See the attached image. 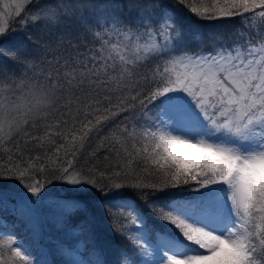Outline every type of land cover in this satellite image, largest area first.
<instances>
[{
  "label": "snow or ice",
  "instance_id": "obj_1",
  "mask_svg": "<svg viewBox=\"0 0 264 264\" xmlns=\"http://www.w3.org/2000/svg\"><path fill=\"white\" fill-rule=\"evenodd\" d=\"M28 4L38 7L21 17ZM95 7L94 0H0V55L9 53L3 45L16 17L21 27L52 30L76 16L93 38L75 62L60 51L63 37L55 46L37 44L24 63L32 75L19 80L0 65V155L7 156L0 212L15 218L13 228L23 224L31 241L4 243L0 235V264H264V0H109L102 10L127 7L134 15L84 16ZM235 16L257 40L193 49L203 38L185 23ZM111 84L120 92L115 105ZM86 85H107L109 94L75 111L71 100L59 105L57 92ZM53 110L59 118L45 123L43 136L27 131ZM120 112L130 113L129 123L98 146L108 153L101 168L86 145ZM29 143L43 154L25 157ZM122 219L131 227H117ZM105 223L116 242L104 236ZM0 226H7L2 218ZM52 228L56 239L44 236Z\"/></svg>",
  "mask_w": 264,
  "mask_h": 264
},
{
  "label": "trees",
  "instance_id": "obj_2",
  "mask_svg": "<svg viewBox=\"0 0 264 264\" xmlns=\"http://www.w3.org/2000/svg\"><path fill=\"white\" fill-rule=\"evenodd\" d=\"M96 7L92 10L84 9V16L91 18L97 14H100L102 11L104 13H114L117 15L125 16V15H134V13H129L127 7L122 9L120 8H113L107 7L105 9H101L100 5L107 4L109 0H94ZM116 4H126V0H113ZM163 2L171 4V0H163ZM56 0H40V5L48 6L54 5ZM38 5L28 4L26 6L25 12L21 14V17L28 15V13L35 11ZM187 10L183 9L182 7L177 9L178 17H182ZM21 17H16L11 25L10 31V39L4 42V47L9 49V53L7 56L0 55V65H7L8 68L11 70V73H14V79H22L25 76H31L32 72L29 68L24 66L25 57L28 56L30 58V54L36 51L37 44L41 49L47 47L48 45L55 46L57 43L60 42L61 37H63V43L61 45V53L64 57H69L70 62H75L82 59L80 54L87 55V49L93 46V38L90 33H88L85 28L86 26L77 19L76 16L69 15L65 17L62 23L52 30L46 29L42 24H34L28 23L24 27L20 25ZM185 30L191 32L192 30H198L202 36V41H193L192 47L193 49L202 48L205 51H209L213 48L218 47H230L233 45L238 38H249L252 40L258 39V34L256 31L249 29L247 23L242 20L240 16H235L232 18L226 19H216L211 21H196L194 23H185L184 25ZM31 36L32 39L28 40V37ZM23 46L21 47V42ZM99 47L98 44L95 45ZM39 54V53H38ZM9 56L13 57L9 59ZM49 60L52 59L51 55L47 57ZM141 73H148L149 69L144 68L140 70ZM101 79L103 80L104 77L101 75ZM136 79H140L139 76ZM141 84H143V80L140 79ZM105 86H98L97 88L88 89L87 85L84 88H80L77 86L74 91L65 90L63 93L57 92L58 97H63L59 99V105H64L69 100L72 101L73 111H75L77 105L86 99L91 100V102H95L96 99L103 100L104 95L109 94L105 91ZM111 99L113 105L117 102V97L120 96V92L116 90V85L111 84ZM134 94V93H133ZM130 113L127 112H120L113 120L110 122L111 126L106 128L103 132L101 139L96 140L92 145H86L87 151L91 153L92 151L96 150V158L91 161V163L98 164L101 168H106L108 166V162L104 161V156L108 155L107 151L104 148H98L102 141L106 142L107 140L113 137L114 133H118L120 127H122L125 123H129V121L125 120V117H129ZM59 118V115L56 110H53L50 115V119L45 122H41L34 128H28L27 131L30 132L32 135L43 136L44 134V125L45 123H53L56 119ZM131 123H135L134 120ZM18 142L20 143L21 148H24V141H23V132L21 133V137L18 138ZM11 146V145H9ZM30 150H25L24 155L25 157L31 155H42V150L34 149L31 143L27 146ZM51 154V153H49ZM113 157L115 153L112 154ZM88 160V157L85 156L80 160L81 166H84L85 161ZM0 162H7V156L0 155ZM46 162V161H45ZM9 183H16L15 181H10ZM59 182H55L54 185L49 186L52 191L58 192L59 190ZM48 190V189H46ZM186 195V194H185ZM144 213L146 216L150 218V220H154L155 218L151 216V213L148 211L146 207L143 208ZM0 218H5L7 220L6 227L0 226L2 229L9 230V232H14L15 235L8 237L7 235H2L3 240L2 242L7 243L10 239H19L22 238L26 242H31L29 240V235L26 232L24 225L17 223L16 227L13 228V222L15 218L11 215H8L4 212H0ZM78 219L77 217L73 218V222ZM3 222V220H2ZM4 223V222H3ZM157 227H164L165 231L169 230L171 226L162 225L161 222H155ZM123 224V219L120 220L116 226L120 227ZM104 236L108 239H112L113 242L115 238L111 232V228L108 223L102 225ZM46 234H51L50 236L53 239H56L60 236L55 228H52L50 232L46 231ZM163 234V233H161ZM1 235V234H0ZM68 243H74V240L67 241ZM41 243L44 245L46 249H51L54 246L52 244L47 243V241L41 240ZM121 243L125 244L126 242L121 241ZM5 253L7 254V249H5ZM52 258L59 262L60 257L56 256L55 254L52 255ZM85 258H89L87 252H85Z\"/></svg>",
  "mask_w": 264,
  "mask_h": 264
},
{
  "label": "rangeland",
  "instance_id": "obj_3",
  "mask_svg": "<svg viewBox=\"0 0 264 264\" xmlns=\"http://www.w3.org/2000/svg\"><path fill=\"white\" fill-rule=\"evenodd\" d=\"M2 220H3V222H4L5 224H8V223H7V220H6L5 218H3ZM123 224L126 225V226L131 227V226H130V221H129V220H123ZM7 232H9V230H5V229H2V228L0 227V234H1V235H4V233H7ZM50 235H51V234H46V233H44V236H45V237L50 236ZM161 235H163V234H161ZM7 236H8V235H7ZM8 237H10V236H8ZM105 237H106V236H105ZM19 239H22V238H19ZM44 241H46V240H44Z\"/></svg>",
  "mask_w": 264,
  "mask_h": 264
}]
</instances>
